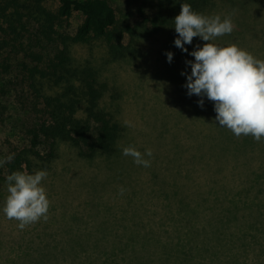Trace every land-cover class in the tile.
I'll use <instances>...</instances> for the list:
<instances>
[{"label":"trees","instance_id":"1","mask_svg":"<svg viewBox=\"0 0 264 264\" xmlns=\"http://www.w3.org/2000/svg\"><path fill=\"white\" fill-rule=\"evenodd\" d=\"M183 2L206 15L214 14L217 4L237 12L233 31L226 36L237 34L238 45L264 39V27L257 31L254 16L249 17L251 7L263 8L264 0H0V157L15 154L0 166V184L17 170L44 169L49 175L61 145L67 144L75 150L74 162L98 159L114 170L134 167L130 176L138 190L133 196L152 203V212L160 208L162 231L151 237L158 249L82 250L96 253L102 264H264V138L247 135L234 151L202 153L198 147L184 157L189 144L173 156L156 147L149 167L134 164L118 147L125 127L112 106L122 92L104 71L122 61L136 64L151 53L159 75L177 85L180 102L186 76L163 75L171 68H162L165 53L171 51L173 60L191 72L185 61L194 57L188 53L206 43L193 37L196 44L191 49L184 45L188 52L179 48L176 56L173 20ZM75 17L78 23H73ZM236 26L246 31L244 36ZM163 33H169V41L143 50L145 39ZM95 45L104 49L100 61L74 54L75 46ZM172 181L177 184L168 194L165 184ZM90 185L97 186V180ZM63 215L89 213L64 208L59 221ZM49 220L50 230L40 232L58 234L60 222ZM29 234L0 228V264H72L31 252L24 244Z\"/></svg>","mask_w":264,"mask_h":264},{"label":"rangeland","instance_id":"2","mask_svg":"<svg viewBox=\"0 0 264 264\" xmlns=\"http://www.w3.org/2000/svg\"><path fill=\"white\" fill-rule=\"evenodd\" d=\"M251 8L249 17L250 15L254 16L255 22L253 23L258 31L264 27V7L261 9H259L260 7ZM121 11L119 9L117 11L119 18L122 17ZM213 13L220 14L222 17L230 16L233 22L234 16L237 14L233 10L223 8L221 4L214 7ZM79 21V18L75 17L73 23ZM239 27L236 26V32L238 30V33L244 36L243 33L246 31L241 26ZM169 40V33H163L154 40L145 39L143 50L151 51L156 43L160 44ZM239 40L237 34L232 36L225 34L215 38L212 42L225 46L232 43L238 45ZM192 44L196 43L188 44L190 49ZM239 44V47L247 50L253 56L264 59V39L253 44ZM73 50L77 58L88 56L94 62L100 61L104 54L103 47L99 45H95L92 49L75 46ZM175 53L177 56L180 49L177 48ZM146 56H142L136 64L127 61L109 64L107 70L104 71V76L122 92V96L112 106L121 124L125 127V132L118 142L120 151L129 144L134 145L140 151L148 147L155 150L156 147L161 146L163 154L173 156L181 149H186L189 144L188 152L183 151L184 157L188 153L190 156L194 155L198 147L205 151L202 153H223L234 151L236 145L243 143V138L246 135L241 134L238 137L231 130L218 127L215 122L216 113L213 101L205 97L201 106L197 103L201 97L195 94L187 95L186 89L179 102L177 85L159 75V63L153 54L149 53ZM162 68H170L167 73L163 74L164 76H173L177 72L185 71L190 74L189 70L183 69L173 59L171 63L168 61L162 63ZM183 76L185 77V75ZM108 103L112 105V103ZM159 134L161 135L158 136ZM173 136L176 138L170 142ZM160 137L165 141H161ZM1 140L2 134L0 133V143ZM165 142L167 144L170 142L166 148L164 147ZM74 152L72 147L62 144L60 157L54 167L49 170L50 174L42 181L50 201L47 219L41 218L20 229L17 227L16 220L9 219L2 213L0 228L12 233L28 231L31 234L25 236L24 244L31 252L40 256L42 253L52 254L60 261L72 264L103 263L96 253L82 251L87 247L100 252L115 248L126 250L127 248L158 249L157 243L153 244L151 237L162 231L160 208L158 206V209L152 212L148 209H153L152 203L139 195L133 196L138 190V186L131 181L130 176L134 167L133 169L114 170L112 167L107 168L106 162L98 159L88 164L80 161L74 162ZM107 163L110 164V161ZM174 164L173 162L171 165L174 166ZM53 171H56L58 175H52ZM94 180H97V186L91 187L90 184ZM175 183V181L166 183L165 192L169 194L175 188L172 186ZM74 185L75 187H73ZM70 186L71 188H69ZM78 186H80L79 189ZM121 188L124 189L123 192L120 191ZM145 191L147 194L148 190ZM159 194H161L160 189ZM6 195L7 183H1L0 205H3ZM64 208L68 212L84 208L89 216L69 217V215H63L59 221L60 217L58 216L61 209ZM48 219L60 222L58 234L40 232L45 228L50 230L49 227H46L49 223Z\"/></svg>","mask_w":264,"mask_h":264},{"label":"clouds","instance_id":"3","mask_svg":"<svg viewBox=\"0 0 264 264\" xmlns=\"http://www.w3.org/2000/svg\"><path fill=\"white\" fill-rule=\"evenodd\" d=\"M173 21L178 34L173 43L177 48L188 52L184 45L191 44L193 37L206 42L202 46H194L188 53L194 60L185 61L191 68L190 74L181 73L186 76L183 86L187 95L201 97L197 101L201 106L205 97L214 102L218 127L227 128L238 137L243 134L256 140L264 138V59L253 56L235 43L221 46L212 42L233 31L230 16L206 15L183 2ZM165 55L171 63L173 53L168 51ZM122 155L132 157L138 166L149 167L152 149L145 148L141 152L129 144L122 148ZM14 156V153H9L0 157V166L12 161ZM46 176L44 169L32 173L17 170L7 175V195L0 212L16 220L18 228L23 229L41 218L47 219L50 201L42 183ZM123 190L120 189L121 192Z\"/></svg>","mask_w":264,"mask_h":264}]
</instances>
